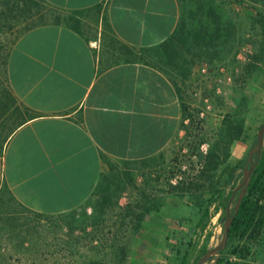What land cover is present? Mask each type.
Here are the masks:
<instances>
[{
  "label": "crops",
  "instance_id": "obj_1",
  "mask_svg": "<svg viewBox=\"0 0 264 264\" xmlns=\"http://www.w3.org/2000/svg\"><path fill=\"white\" fill-rule=\"evenodd\" d=\"M46 1L80 11L79 29L38 26L10 50L8 81L29 116L0 147V190L53 215L88 199L107 160L151 158L181 130L180 96L144 53L173 33L180 8L178 0ZM259 257L264 264V250Z\"/></svg>",
  "mask_w": 264,
  "mask_h": 264
},
{
  "label": "rangeland",
  "instance_id": "obj_2",
  "mask_svg": "<svg viewBox=\"0 0 264 264\" xmlns=\"http://www.w3.org/2000/svg\"><path fill=\"white\" fill-rule=\"evenodd\" d=\"M178 2L180 16H188L191 29L199 28L201 19L210 20L211 15L203 14L208 8H214L231 30V39L219 44L210 54L191 44L181 50L177 65L165 64L151 49L144 52L150 63H157L177 88L191 115L159 154L145 160H107L104 172L115 176L120 192L112 198L117 200V205L105 214L102 223L88 224L86 230L79 229L71 234L66 220L59 215L38 221L34 214H26L28 219H19L21 224L29 225L26 229L30 235H26L33 236L32 240L39 246L47 238L44 243L54 252L49 264H85L91 258L114 264H134L133 248L151 232L156 234L155 250L143 264H181L185 252V264H195L204 250L217 245L221 239L223 222L219 217L225 216V210L214 211L211 207L210 218L202 230L196 226L199 205L216 189H222L225 195L234 191L242 180L246 164L240 162L255 145L257 131L264 120V33L260 23L264 0ZM98 10L91 11V19H96ZM19 25L5 29L8 34H0V40L11 41ZM8 45L12 47L11 43ZM227 113H233L244 122L245 140L234 141L223 163L210 170L204 164V156L214 151L217 141L223 140L222 119ZM238 192L230 196V211ZM95 200L96 197L89 196L76 208L78 218L83 210L91 213L87 205ZM7 203L11 208L16 207L14 201ZM126 206L131 210L126 219L129 222L127 227L119 229L118 213L126 211ZM98 228H102V232L119 229L118 246L111 248L101 233L96 235ZM12 239L17 240L16 237ZM15 240L3 242V254H13L14 260L18 256L13 245ZM262 242L250 258L257 263L264 250ZM60 247L63 248L58 253Z\"/></svg>",
  "mask_w": 264,
  "mask_h": 264
},
{
  "label": "trees",
  "instance_id": "obj_3",
  "mask_svg": "<svg viewBox=\"0 0 264 264\" xmlns=\"http://www.w3.org/2000/svg\"><path fill=\"white\" fill-rule=\"evenodd\" d=\"M65 12V10L48 3L46 0H0V34H8L5 29L10 30L20 24L13 33L14 38L11 41L10 39L4 42L0 40V147L8 136L29 116L28 109L17 100L8 81L7 63L12 48L8 44L11 43L13 46L25 32L46 24H66L76 30L79 29L81 12L67 11L68 14H65ZM203 15H211V19L199 20L200 26L197 29H191L188 16H179L173 33L167 39L152 47L151 50L155 51V55L163 60L165 64L174 65H177L181 50L186 47L189 48L191 44L207 54L216 51L219 44H225L228 39H231V30L228 25H224L221 15L216 13L214 8H208L207 13L205 12ZM260 23L264 33V15L260 17ZM153 65L160 69L157 63L154 62ZM180 100L183 112L182 123H184L191 114L181 97ZM222 123L225 126L223 140L217 141L214 151L204 156V164L210 170H215L218 165L223 163L225 157L229 155L230 145L234 141L243 142L245 140L244 122L236 115L233 113L225 114ZM257 155H259L258 158ZM247 158L248 153L245 160H241L240 163H246ZM253 159H257V163L252 171L245 193L238 204L237 210L235 206L231 210L232 222L226 248L209 260V264H262L250 258L261 245L264 232V146H262L259 153L256 152L254 154ZM118 192H120L119 181L115 176L102 172L90 195L96 197V200L87 205L91 208V213L83 210L81 217L78 218L77 209L53 215L33 211L18 202L4 184L0 190V264H12V262H17V264H49V257L54 252H50L49 244L44 243L47 238H44L42 240L43 243L39 246L37 242L32 240L33 236H27L30 235V231L28 232L26 229L29 225L19 222V219L24 221L28 219L25 216L26 214H34L38 221L44 218L50 220L55 217L54 215H59L66 220L67 226L71 234H73L79 229L86 230L88 224L97 225L102 223L105 214L113 206L117 205V200H112V198ZM232 194L233 191L229 195H225L222 189L212 191L205 203L199 205L197 228L204 229L205 223L210 218L211 207H213L214 211L222 208L226 214V208L229 205ZM9 201H14L16 207L11 208L9 203H7ZM128 207L126 206V211L121 210L118 213L120 217L119 229L127 227L129 221L126 219L131 214V210ZM221 219L222 217H219L220 222ZM119 229L116 232H111L110 230L102 232L103 229L98 228L96 235L101 233L104 241H109L111 248H114L119 244ZM13 237H16L17 240L12 239ZM94 237L96 238V236ZM9 240L12 242L15 240L13 245L15 250H18L16 260H14L13 254H3L5 247L3 242H8ZM62 248H58L57 252L62 251ZM206 250L196 258V262ZM124 253L123 248L122 255ZM114 254L117 253L115 252ZM186 257L187 252L182 255L181 264L186 263ZM85 264L114 263L91 258Z\"/></svg>",
  "mask_w": 264,
  "mask_h": 264
},
{
  "label": "water",
  "instance_id": "obj_4",
  "mask_svg": "<svg viewBox=\"0 0 264 264\" xmlns=\"http://www.w3.org/2000/svg\"><path fill=\"white\" fill-rule=\"evenodd\" d=\"M263 139H264V120L262 124L260 125L257 134H256V143L254 146H252L249 149L248 152V158L247 162L244 166V171H243V177L240 183L234 188L233 193L236 191H239L238 198L235 204V209L237 210L238 204L243 197L246 187L250 181V177L252 174V171L257 163V159L254 160L253 156L257 152L259 153L262 146H263ZM259 155H257L258 158ZM221 221L223 222V230H222V236L219 241V243L211 248H208L197 260L195 264H206L209 260H211L213 257L217 256L219 252L225 249L227 242H228V237H229V230H230V225L232 222V215L230 209L227 207L226 208V214L224 217H222Z\"/></svg>",
  "mask_w": 264,
  "mask_h": 264
},
{
  "label": "flooded vegetation",
  "instance_id": "obj_5",
  "mask_svg": "<svg viewBox=\"0 0 264 264\" xmlns=\"http://www.w3.org/2000/svg\"><path fill=\"white\" fill-rule=\"evenodd\" d=\"M156 234L151 232L145 234L133 248L132 260L134 264H143L154 253Z\"/></svg>",
  "mask_w": 264,
  "mask_h": 264
}]
</instances>
